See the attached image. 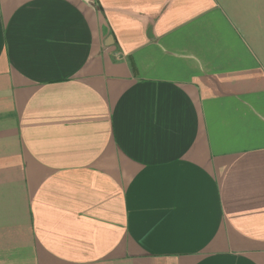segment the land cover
<instances>
[{"label":"crops","instance_id":"0c3cea01","mask_svg":"<svg viewBox=\"0 0 264 264\" xmlns=\"http://www.w3.org/2000/svg\"><path fill=\"white\" fill-rule=\"evenodd\" d=\"M0 264H264V0H0Z\"/></svg>","mask_w":264,"mask_h":264}]
</instances>
